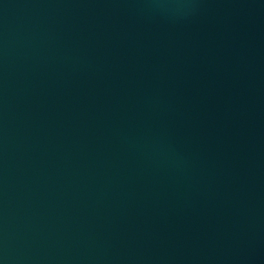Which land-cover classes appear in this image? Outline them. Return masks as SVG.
<instances>
[{"label": "water", "instance_id": "obj_1", "mask_svg": "<svg viewBox=\"0 0 264 264\" xmlns=\"http://www.w3.org/2000/svg\"><path fill=\"white\" fill-rule=\"evenodd\" d=\"M0 264H264V0H0Z\"/></svg>", "mask_w": 264, "mask_h": 264}]
</instances>
